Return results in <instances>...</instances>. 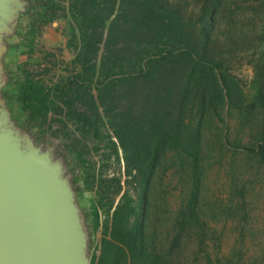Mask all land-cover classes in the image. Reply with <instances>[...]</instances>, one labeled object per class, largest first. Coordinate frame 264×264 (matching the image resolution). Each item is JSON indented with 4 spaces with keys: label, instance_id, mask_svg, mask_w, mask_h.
<instances>
[{
    "label": "rangeland",
    "instance_id": "rangeland-1",
    "mask_svg": "<svg viewBox=\"0 0 264 264\" xmlns=\"http://www.w3.org/2000/svg\"><path fill=\"white\" fill-rule=\"evenodd\" d=\"M29 2L8 40L6 94L13 117L36 143L54 145L72 175L90 214V263L111 264L116 251L115 264H142L144 254L153 264H264V0H126L133 35L111 46L145 57L154 77L173 68L171 82L188 83L160 149L159 130L136 122L143 95L125 91L134 68L105 58L118 3L99 25L101 2ZM80 77L86 89L53 96L42 117L20 100L27 83L49 88ZM164 90L148 105L173 117L177 88ZM153 153L141 242H133L139 176L129 164Z\"/></svg>",
    "mask_w": 264,
    "mask_h": 264
},
{
    "label": "water",
    "instance_id": "water-1",
    "mask_svg": "<svg viewBox=\"0 0 264 264\" xmlns=\"http://www.w3.org/2000/svg\"><path fill=\"white\" fill-rule=\"evenodd\" d=\"M29 7L0 0V264H90L86 217L64 159L35 142L3 92L8 40Z\"/></svg>",
    "mask_w": 264,
    "mask_h": 264
},
{
    "label": "trees",
    "instance_id": "trees-1",
    "mask_svg": "<svg viewBox=\"0 0 264 264\" xmlns=\"http://www.w3.org/2000/svg\"><path fill=\"white\" fill-rule=\"evenodd\" d=\"M93 2L97 3H103V10H104V15L101 18V23L106 20V18L113 13V10L118 3L119 8L115 16L112 18V20L109 22L108 27H107V39H106V44L107 47V53L105 54V58L110 59L111 63L113 65H110L112 68H122L123 63L127 65V67H133L134 69L130 72L127 71V76L128 77H133L132 80L128 82V85H124L126 88L125 91L133 93L134 91L139 92L140 95H143V101L141 105V109L139 114L136 117V122L142 121V123L146 124L147 127H152L153 129H158L161 138L160 141L155 145V148L158 147V149L161 148L162 142L169 138L172 129V124L173 122L176 121L177 117H179L180 112L182 111V106H183V101L186 98V94L188 92V83L180 81L179 83H172L171 79L169 77H172L175 75L176 71H174L173 68H167V71H162V74L165 76H161L159 78L154 77L153 75V67H151L150 61L144 60L145 57H142L141 59L135 60L132 56L135 54H129L127 55L128 52L131 50L128 49L129 47L123 46L124 49H116L113 48L112 46L117 43L118 41H124V40H130L132 35H133V26L135 25L133 16L131 15L130 7L128 6V3L126 0H92ZM164 31V30H163ZM159 31L157 34H152V33H146L147 38H151L152 41L156 40L159 35H169V29L167 28L165 32ZM141 34H143L141 32ZM145 34V33H144ZM101 33H95L93 36L94 38H100ZM156 36V37H155ZM150 40V39H149ZM112 45V46H111ZM147 45H144L141 49L145 51L147 48ZM118 51V53H116ZM121 51V52H120ZM120 52V53H119ZM136 52V56L138 55V51ZM169 53H174V51L170 50ZM187 53V56H192L191 51L185 52ZM158 55L159 52H158ZM161 57V58H160ZM163 57L160 55L158 56V59L160 60ZM198 61V59H196ZM125 75V76H126ZM126 76V79L128 77ZM141 79H144V81H141ZM174 86V88H177V95L178 98L177 100L172 103V106L174 107L173 109V117L170 116L171 111L165 112L160 108L154 109L153 105H148V102H156L158 101L157 97H153L152 94L156 93L159 91L161 88H164V91H170L171 86ZM81 89H86L84 85V80L82 77L79 79H70L63 85H56L55 87H49L45 88L43 86H40L35 83H27L24 85L21 89L20 93V100L23 102L24 107L28 108L30 110V115H33L37 118L42 117L45 112L50 108V104L53 102V96L54 97H59L63 93H67L69 91H76V90H81ZM106 89V87L100 88V90ZM135 89V90H134ZM7 87L3 89L4 95L8 99V104L10 103V97L6 94ZM147 94V96H145ZM201 98L202 94L197 97V100L199 104H201ZM10 106V104H9ZM11 108V107H10ZM146 110L151 111V117L150 118H145L146 116ZM156 156L155 153L152 154L150 159L147 160H139L138 156L135 155V157L132 159V161L129 164V167L131 169L137 171V176L138 177V184H139V190L137 192V204L133 209V216H134V223L132 229L129 230V236L133 238V242H141L139 241L137 237L139 234V229L141 228V223H142V214L144 213V208H145V201H146V190H147V184L149 182V178L154 170V167L156 165ZM196 159L193 158L192 165L195 166ZM85 217H86V222L89 223V218L90 214L85 211ZM116 256L117 252L115 251L112 262L111 264L116 263ZM149 257H147L144 254V258L142 261V264H153L155 263L154 261L148 260ZM154 260V259H153ZM90 264H93L91 262Z\"/></svg>",
    "mask_w": 264,
    "mask_h": 264
}]
</instances>
